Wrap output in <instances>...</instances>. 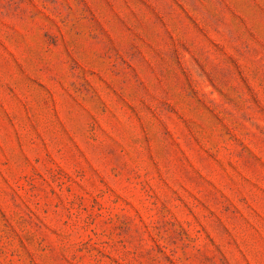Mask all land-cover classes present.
<instances>
[{
  "label": "rangeland",
  "instance_id": "1",
  "mask_svg": "<svg viewBox=\"0 0 264 264\" xmlns=\"http://www.w3.org/2000/svg\"><path fill=\"white\" fill-rule=\"evenodd\" d=\"M0 264H264V0H0Z\"/></svg>",
  "mask_w": 264,
  "mask_h": 264
}]
</instances>
